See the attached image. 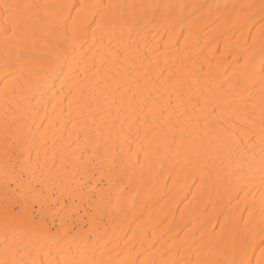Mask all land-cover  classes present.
Here are the masks:
<instances>
[{
  "label": "snow or ice",
  "instance_id": "6c2138e0",
  "mask_svg": "<svg viewBox=\"0 0 264 264\" xmlns=\"http://www.w3.org/2000/svg\"><path fill=\"white\" fill-rule=\"evenodd\" d=\"M187 7L183 4L104 3L102 0L81 6L33 0H0V47L3 48L5 67V88L2 93L5 162L3 204L0 207V264H157L154 259L140 260L139 257L124 261L120 259L121 253L111 257V250L105 253L96 245L89 246L85 240H91V235L85 238L82 233L74 234V228L67 227L71 213L62 217L61 225L53 231L54 225L48 224L46 213H52L55 219L56 205L61 203V198L75 197L77 192L81 200L87 197L90 207L85 213L88 217L86 222L98 226L104 216L123 210L121 197L117 195L113 204L111 192L107 195L101 193L97 197L95 192L84 193L83 183L73 186L68 178L62 177L61 169L67 167L66 157L64 151L57 155L55 139L50 159L47 152L43 160L39 154L35 160L32 159L31 150L25 148L29 143L25 135L27 125L21 114L20 102L16 99L20 95L30 103L27 90L31 88V80H22L7 69L17 66L22 69L27 65L29 52L38 35L48 38L49 42L55 40L58 47L67 46L75 52L77 42H86L92 24L96 25L92 31L94 44L97 32L102 41L105 35L115 36L117 29L121 37L125 28L130 36L133 29L152 24L175 30L185 24L187 17L182 13ZM254 7L232 5L234 19L237 22L242 19L253 21L255 17H246L245 10L250 11ZM84 9H89L91 16L98 19H93L91 24L82 21L81 12ZM73 11L77 13L76 16L72 15ZM259 15V67H253L243 80L238 78L230 85L229 92L206 93L203 88L197 89L186 72L181 74L178 70L159 68L158 62L155 67L151 61L145 65L146 54H140L138 64L135 57L129 58L123 39L119 41L120 47H114L109 38L107 50L94 53L87 60L83 53L73 57L74 63L84 64L90 75L77 83L79 95L75 103L69 101V108L77 113L73 118L77 131L75 141H68L67 147L71 148L72 143L77 142L74 162L83 163L85 171H91L93 176L97 170L103 171V167L97 169L98 164L107 163L109 171L117 165L115 156L110 160L105 156V153L114 152L109 143L113 137H116L121 148V157L125 158L119 161L121 170L139 166L141 179L144 176L143 164L139 159L141 154L150 168L153 160H159L163 166L162 156L172 150L179 154L183 149L195 168L201 167V163L208 168L211 161L207 151L193 147L194 137L203 141L200 135L202 122L204 127L219 126L221 134H226V146L234 158L235 172L239 177L249 176V172L244 170V162L251 169L259 153L262 188L258 211L255 202L246 204L244 211L248 212V219L244 220L241 213L240 220L234 226L230 225V230H222L215 241H209L205 250L198 254L203 259L194 261L190 256L162 259L159 264H252L249 252L257 250L260 257L256 264H264V0L259 6ZM251 59L254 60L255 56ZM48 71L55 72L56 69L49 64ZM153 71H156L155 75ZM257 83L258 99L252 92ZM57 96L61 111H64L63 94ZM113 109L117 113L115 119ZM94 112L99 120L94 116L89 125V115ZM121 113L123 119L120 118ZM76 119L83 121L82 126L75 124ZM224 120L230 121L227 127L223 126ZM117 123L120 125L118 129ZM38 127L44 126L41 124ZM28 132L30 134L31 130ZM56 139L63 142V133ZM133 144L137 145L135 151ZM124 146H127V152ZM133 156L136 157L134 163ZM57 192L59 198L53 199ZM37 205L40 208L39 218L33 214ZM66 208L67 205L63 204L58 211L64 212ZM241 223L243 228L240 227ZM257 238L260 240L258 246ZM105 255L111 258L105 259Z\"/></svg>",
  "mask_w": 264,
  "mask_h": 264
},
{
  "label": "bare ground",
  "instance_id": "6f19581e",
  "mask_svg": "<svg viewBox=\"0 0 264 264\" xmlns=\"http://www.w3.org/2000/svg\"><path fill=\"white\" fill-rule=\"evenodd\" d=\"M33 2L81 6L99 3L101 0H33ZM102 2L183 4L188 6L182 13L187 20L175 30L152 24L146 28L133 29L130 36L125 28L123 37L117 29L115 36L105 35L102 41L97 32L95 44L92 31L96 25L92 24L86 42L85 40L77 42L75 52L67 46L58 47L57 41L49 42L48 38L38 35L35 45L29 52L27 65L22 69L19 66L7 69L9 73L20 76L22 80H31V88L27 90L30 103L20 95H17L16 99L20 102L21 114L27 125L25 135L28 136L29 143L25 148L31 150L32 159L35 160L39 154L43 160L46 152L50 159L55 139L57 155L64 151L66 157L67 167L61 169L62 177L68 178L73 186L83 183V192L89 194L95 192L97 197L101 193L107 195L111 192L113 204L116 203L117 195L121 197L123 210L104 216L97 226L95 223L86 222L88 217L85 213L90 207L87 197L81 200L79 192L75 197L65 196L61 198V203L56 205L55 219L52 213H46L48 224L54 225L55 231L61 225L62 217L71 213V218L67 219V227L74 228V234L82 233L85 238L91 235V240H85L89 246L96 245L105 253L111 250V257L121 253L120 259L124 261L136 260L139 257L140 260L154 259L159 264L162 259L189 256L194 261L203 259L204 257L198 254L205 250V245L209 241H215L222 230H230V225L234 226L235 222L240 220L241 213L244 220L248 219V212L244 211L246 204L251 205L255 202L258 211L262 188L258 167L259 153L257 152L251 169L248 168L247 162H244V170L249 172V176L239 177L235 172L234 158L226 146V134H221L219 126L204 127L202 122L200 135L203 141L194 137L193 147L207 151L208 159L211 161L208 168H205L203 163L201 167L195 168L183 149L179 154L172 150L166 156H162L163 166L159 160H153L150 168L141 154L139 159L144 172L141 179L139 166H129L126 170H121L119 161L125 158L121 157V148L116 137H113L109 143L114 152L105 153V156L108 160L115 156L117 165L109 171L107 163L98 164L97 169L103 167V171L97 170L93 176L91 171H85L83 163L74 162L77 142H73L71 148L67 147L68 141H75L77 131L73 126V118L77 113L69 108V101L75 103L79 95L77 83L84 80L86 75H90L86 72L84 64L74 63L73 57L83 53L87 60L94 53L106 51L109 38L112 39L114 47H120L119 41L123 39L128 47L129 58L135 57L138 64L141 60L140 54H146L145 65L151 61L155 67L158 62L159 68L178 70L181 74L186 72L192 77L193 85L197 89L203 88L206 93L229 92L230 85L238 78L243 80L253 67L257 69L259 67L261 27L259 6L262 0H102ZM234 4L255 5L256 7L250 11L245 10L246 17L254 16L255 19L250 22L246 19L237 22L232 11ZM194 5L197 7L193 8ZM72 15L76 16L77 13L73 11ZM93 19L98 18L92 17L89 9L81 12L82 21L86 20L91 24ZM253 56L254 60L251 59ZM96 59L99 63V55ZM49 64L55 67V72L48 71ZM156 71L152 74L155 75ZM4 74V53L0 47V207L3 204L5 162L2 128ZM252 92L258 99V83ZM60 93L64 97L62 105L64 111H61L58 103L57 94ZM94 116L99 120V116L94 112L89 115V125L92 124ZM116 117L117 113L113 109V118ZM120 118L123 119L122 113ZM229 123L230 121L224 120L223 126L227 127ZM41 124L44 127H38ZM75 124L82 126L83 121L76 119ZM119 126L117 123V129ZM61 132L63 142L56 139L60 137ZM258 139L257 137V142ZM136 146L132 145L133 151ZM124 151L127 152V146H124ZM135 159L133 156V163ZM56 198H59L58 192L53 196V199ZM63 204H66L67 208L64 212H59ZM33 214L39 218L38 205ZM240 227L243 228L242 223ZM259 244L260 240L257 238L256 245ZM249 255L252 264H256L260 252L250 251ZM111 257L105 255L104 258Z\"/></svg>",
  "mask_w": 264,
  "mask_h": 264
}]
</instances>
